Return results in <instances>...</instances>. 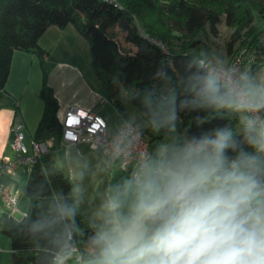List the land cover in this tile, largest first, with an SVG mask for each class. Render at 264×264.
I'll return each instance as SVG.
<instances>
[{"label":"trees","instance_id":"obj_1","mask_svg":"<svg viewBox=\"0 0 264 264\" xmlns=\"http://www.w3.org/2000/svg\"><path fill=\"white\" fill-rule=\"evenodd\" d=\"M259 1L0 0V90L15 50L34 52L44 62L49 51L39 40L46 29L72 25L86 39L94 72L119 119L126 93H135L157 111L179 117L180 132L187 140L226 126L240 147L249 148L246 125L257 123L244 120L234 131L239 115L231 92L200 66L199 59L207 56L194 57L190 51L198 49L206 24L209 32L216 33L224 14L225 24L235 29L228 50L242 38L235 55L244 50L243 65L251 71L264 65V27L258 32L251 29L254 10L264 16V2ZM47 75L43 67L44 109L33 138L36 142H46L54 133L60 140L62 135L59 104L46 84ZM158 138L149 139L152 157ZM23 192L28 199L24 217L16 219L6 211L0 215V233L10 240L7 264H52L57 253L71 264H79L77 255L80 264L95 259L96 231L76 211L72 183L50 148L28 173Z\"/></svg>","mask_w":264,"mask_h":264},{"label":"clouds","instance_id":"obj_2","mask_svg":"<svg viewBox=\"0 0 264 264\" xmlns=\"http://www.w3.org/2000/svg\"><path fill=\"white\" fill-rule=\"evenodd\" d=\"M230 92L264 110V85ZM246 129L249 148L225 126L146 156L101 205L93 264H264V124Z\"/></svg>","mask_w":264,"mask_h":264},{"label":"crops","instance_id":"obj_3","mask_svg":"<svg viewBox=\"0 0 264 264\" xmlns=\"http://www.w3.org/2000/svg\"><path fill=\"white\" fill-rule=\"evenodd\" d=\"M46 34L51 35L52 39L50 45L43 42L44 46L41 40ZM65 36L74 37L85 45L87 43L72 25L63 28L50 26L39 40L40 45L46 47L50 54L44 62L34 52L23 50L13 52L7 81L4 88L0 90V156L12 155L11 126L15 120H20L24 124V143L29 149L31 148V142L44 109V101L40 96L43 67L48 70L46 84L52 88L59 104L58 118L69 107L75 106L83 111L96 112L112 126L121 122L118 118L117 123H114L107 117V114L112 117L113 111H117L112 104L110 94L105 90L95 72L91 74L93 78L87 75V67L82 65L79 55H76L70 46L72 41L65 39ZM55 48L59 52L58 55ZM108 104L112 105L111 113L105 111ZM169 115L171 114L157 111L135 93L125 95L124 113L121 119L134 123L147 138L159 136L154 142L156 143L155 152L162 145H180L187 141L180 132L179 117L175 115V120L171 124L162 123ZM50 149H54L52 152L57 165L72 183L76 211L87 225L97 232L102 226L103 217L100 211L102 203L115 193L117 187L129 178L130 174L123 171L118 162L105 155L101 149H91L83 142L66 146H61L60 141L56 144L53 142ZM25 173L28 172L20 169L13 175L2 176V181L6 185L17 190L18 211L24 215L28 209V199L23 188L21 192L18 186L21 183L25 184L28 177V174L24 177ZM21 193L24 196H20ZM2 239L5 238L0 235V264H7L11 252L10 243ZM73 251H71L72 255ZM93 262L94 260L83 262V264H93Z\"/></svg>","mask_w":264,"mask_h":264},{"label":"built area","instance_id":"obj_4","mask_svg":"<svg viewBox=\"0 0 264 264\" xmlns=\"http://www.w3.org/2000/svg\"><path fill=\"white\" fill-rule=\"evenodd\" d=\"M113 1V0H109ZM244 50L234 60L227 63H218L211 58H200V66L217 81L222 82L230 90L237 85H242L240 71L243 66ZM252 121L257 124H264L261 116L253 104H240ZM59 119L62 129L60 144L83 142L91 149L101 151L118 162L119 167L130 174L137 171L145 160L146 156H152L151 143L145 133L134 123L127 119H120L121 122L112 126L103 116L94 111H83L75 106L69 107ZM12 155L3 154L0 156V200L9 215L18 211V192L10 188L2 181V176L13 175L20 169L31 171L33 165L41 155L47 151L54 141L51 137L46 142L32 140L29 149L24 143V124L15 120L11 126ZM72 250L76 251L73 247ZM76 261L81 263V256L77 255ZM52 264H71L64 254L57 253Z\"/></svg>","mask_w":264,"mask_h":264},{"label":"rangeland","instance_id":"obj_5","mask_svg":"<svg viewBox=\"0 0 264 264\" xmlns=\"http://www.w3.org/2000/svg\"><path fill=\"white\" fill-rule=\"evenodd\" d=\"M259 2L262 3V2H264V0L259 1ZM219 6L221 7V5H219ZM262 9H264V5H262ZM254 16H255V18H254V22L252 24L251 29H253L254 32H258L262 27H264V16H262L256 10H254ZM205 28L206 29L201 33V35H199L201 42H200V45L197 47L198 49L191 50L190 51L191 55H193L194 57H200V56L205 55V56H207V58H211L213 60H216L218 63L231 62L232 60L237 58L238 54L235 55V53H236L237 49L240 46H242V44H243L242 38L238 39V41L235 44H233L232 51L230 52L228 50V43L233 39L235 29L233 27H230V26L225 24L224 14L221 15V20L217 24L216 33L209 32V24H206ZM241 33L244 34L245 32L242 30ZM51 39H52L51 35H49V34L44 35V37H42V40H41L42 45H44L43 42H45L47 45H50ZM65 39H70L72 41L70 46H71L73 52L76 55H79L78 58H80L82 60V62H81L82 65L84 67H87L86 70L88 69L87 75L90 78H93V76L91 74L92 73L94 74V69H93L92 64H91V57H90L88 43H86V45H85V43H81L78 40H76L74 37H71V36H65ZM129 45L133 46L132 44H129ZM51 49H53V48H51ZM56 49L57 48H55L54 50L58 55L59 52ZM242 51L243 50H241L240 52H242ZM49 57H50V54H49ZM240 79L243 81L242 85H244V84L245 85H247V84L264 85V65L258 67L254 71H251L249 69V66L243 65L242 69L240 71ZM94 83L96 84L95 78H94ZM111 106H112L111 104H108L105 107V109H106L105 111H108V112L112 111L113 108ZM255 107L258 108L259 105L256 104ZM235 108H236L238 115H239V121L237 122V124L234 128V131L236 132L238 130V128L240 127V125L244 122V120H252V117L250 114L247 113L246 109L242 105L237 104L235 106ZM262 111H264V110H262ZM258 113H259V111H258ZM262 113H264V112H261V114ZM107 115H108L107 117H109V119H111V121H114V123H117L118 116H119L117 111H113L112 117H110V114H107ZM260 118L262 120V117H260ZM53 137H54V141H53L54 144L59 142L57 134L54 133ZM148 139H151V138L148 137ZM52 150L54 151V149H52ZM27 174L28 173H25L24 177H27ZM23 186H24L23 183H21L18 186L19 190L21 192H22ZM20 196H24V195H22V193H21ZM5 210H6V208L4 207L3 203L0 201V214L2 211H5ZM13 217L16 219H22L24 217V214L21 211H16L13 214ZM0 235L2 236V238H5L2 240H8L10 243V240L7 236L2 235L1 233H0ZM0 249H1V246H0Z\"/></svg>","mask_w":264,"mask_h":264}]
</instances>
